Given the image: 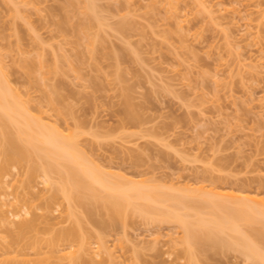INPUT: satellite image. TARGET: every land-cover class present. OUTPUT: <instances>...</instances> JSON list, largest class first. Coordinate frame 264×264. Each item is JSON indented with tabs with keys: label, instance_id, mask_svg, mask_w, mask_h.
<instances>
[{
	"label": "rangeland",
	"instance_id": "1",
	"mask_svg": "<svg viewBox=\"0 0 264 264\" xmlns=\"http://www.w3.org/2000/svg\"><path fill=\"white\" fill-rule=\"evenodd\" d=\"M73 1L0 0V64L31 112L41 108L47 124L74 133L81 157L107 179L142 181L170 192L193 193L199 186L222 192L230 186L263 196L264 0H93L90 21L92 16L98 21L92 28ZM83 35L91 38V47ZM30 60L33 74L44 73V79L24 73ZM27 164L2 177L9 192L4 213L14 212L12 202L16 207L31 202L37 215L45 198L54 196L59 203L48 223L12 245L13 253L0 247V264L45 259L51 255L46 240L75 221L79 237L56 250L77 248L83 239L93 251L100 236L106 253L94 256L92 264L188 263L182 232L171 223L152 224L128 210L119 223L98 226L107 223L100 203L91 205L92 218L71 204L74 220L67 218L55 184L43 188L36 178L26 193ZM51 178L57 185L58 177ZM15 230L14 223L0 224V246L8 245ZM225 235L223 240L230 239ZM219 243L215 249L193 245L189 262L252 263ZM54 251L52 264L68 263L65 252ZM81 257L88 262V256Z\"/></svg>",
	"mask_w": 264,
	"mask_h": 264
},
{
	"label": "bare ground",
	"instance_id": "2",
	"mask_svg": "<svg viewBox=\"0 0 264 264\" xmlns=\"http://www.w3.org/2000/svg\"><path fill=\"white\" fill-rule=\"evenodd\" d=\"M74 1L72 5H76L79 15L83 16V19L88 18V24L92 28V23L96 21H94L95 16H92L91 21L89 16L93 11V0ZM82 30H84L83 25ZM87 35L89 34L87 33ZM87 35H83L84 38ZM88 41L91 47L93 43L90 42L92 41L90 37ZM33 64V60H30V63L29 61L25 62L22 66V69H25L24 73L32 80L44 79V73L39 78L34 75L35 65ZM38 68H44L40 60ZM47 72L50 71L47 70ZM6 76L5 70L0 64V224L14 223L16 229L9 235L8 245L0 246L3 247L2 249H7L4 251L5 254H11L14 251L12 245L17 246L24 235L35 230L39 223H48V213L50 214L52 207L59 203L57 199V202L54 200V196L45 198L42 206L39 207L42 212L37 215L33 211L35 208L31 202L24 201L22 209L20 207L23 204L16 207L17 205L12 202V205L10 203L9 206L14 212L7 211L11 214V219L4 213L2 207L6 202L3 198L5 199L9 192L7 193V188H5L7 186H4L6 183L2 181V177L9 172L11 167L21 165L24 161V163H28L25 179L22 181L26 193H30V190L36 186H34L36 178L40 179L39 182L43 188L49 189L55 184V187H58L55 188L54 193L57 192L60 195V201L64 202L67 218L76 220L74 214L71 215L72 212L69 211L71 204L80 206L84 214L88 218H92L90 214L93 211L91 212V209L94 210L95 207L91 208V205L100 203V207L106 211L107 223L104 222V224L100 220V225L98 223L96 225L106 227L108 223L115 224V221L119 223L126 211L130 210L144 217L145 220L148 219L147 222H152V224L171 223V226L180 229L179 232H182L181 242L185 243L187 247V264H191L189 261H192L191 258H193V245L199 244L200 247L207 245V247L215 249L219 242L220 245H224L223 247L227 246L226 248L231 247L233 250L240 251L248 262H252L251 264H264V254L259 250V245H264V195L261 196L257 191L250 195L251 191L249 190L237 188L235 190L230 186L222 188L224 189L222 192H217L213 186L207 187V190L204 186L196 187L199 193H197L198 191L194 193L196 188L194 191L192 189L193 193L185 192L187 188L184 191L172 190L170 192L162 190L161 187H153V185L147 186L148 184H146L144 186L142 181L140 185L139 182L124 184V182L111 178L107 179L108 177L102 175L97 170L98 168L92 167L88 161L81 157L75 134L69 130L63 134L55 123L47 124L43 116L44 111L41 108H37L32 113L28 106V100L20 99L18 93L8 85ZM50 106L56 111L52 99ZM129 116L127 117L131 118ZM52 174L58 177L57 185L51 178ZM76 223L77 221L72 227L59 229L47 239L46 243L50 248L51 255L45 259L35 260L32 264H52L50 258L54 257L55 254H52L54 250L59 254L65 252L63 255L67 257V264H79L80 258H84L81 257L82 255L88 256V264H92V260H95L93 258L99 257L100 254L102 257V253H106V246L104 242H101L102 237L100 236L95 238L96 249L93 251L89 249V243L83 239L80 240L77 248L73 249L70 244L67 251L55 249L59 243L79 237L80 223L78 222L77 225ZM107 226L109 227V224ZM224 235L229 236L230 239L223 240ZM10 247L11 250H9ZM16 252L18 255L26 256L24 253ZM57 257L61 258L60 255ZM20 260L8 259L4 264H25L29 261L28 259ZM81 262L87 264L84 260Z\"/></svg>",
	"mask_w": 264,
	"mask_h": 264
}]
</instances>
